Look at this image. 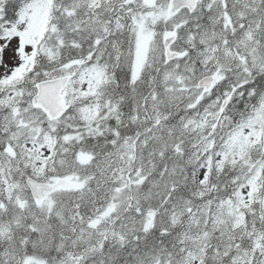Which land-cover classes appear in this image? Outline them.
I'll return each instance as SVG.
<instances>
[{
    "label": "snow or ice",
    "instance_id": "1",
    "mask_svg": "<svg viewBox=\"0 0 264 264\" xmlns=\"http://www.w3.org/2000/svg\"><path fill=\"white\" fill-rule=\"evenodd\" d=\"M0 264H264V0H0Z\"/></svg>",
    "mask_w": 264,
    "mask_h": 264
}]
</instances>
